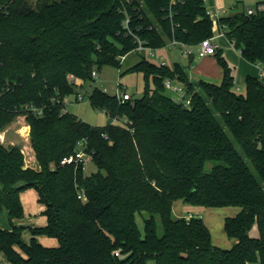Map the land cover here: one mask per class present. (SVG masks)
Returning a JSON list of instances; mask_svg holds the SVG:
<instances>
[{
	"label": "trees",
	"instance_id": "1",
	"mask_svg": "<svg viewBox=\"0 0 264 264\" xmlns=\"http://www.w3.org/2000/svg\"><path fill=\"white\" fill-rule=\"evenodd\" d=\"M223 17L222 30L248 63H264V10ZM129 30L154 49L177 40L197 47L213 36L205 0H0V255L9 264H264V85L248 75L245 93L235 89L233 70L219 50L223 80L194 83L176 63L161 66L146 57L129 73H142L140 99L120 104L95 88L93 109L130 124L92 126L69 112L65 101L93 83V71L120 68L136 48ZM176 80L191 95L185 108L166 94ZM153 85V87L151 86ZM44 108L42 116L27 107ZM20 116L30 127L37 169L25 152L1 140ZM105 136L108 139H105ZM28 136L25 135L24 138ZM97 172L84 164L62 166L79 142ZM208 162H220L210 173ZM36 189L47 224L15 226L25 217L21 193ZM83 194L84 199H79ZM193 207L241 209L225 220L236 240L230 249L213 245L200 217L173 216L174 202ZM144 224L142 231L137 219ZM159 222L163 228L159 235ZM257 225L259 237L251 230ZM58 241L45 247L36 239Z\"/></svg>",
	"mask_w": 264,
	"mask_h": 264
},
{
	"label": "rangeland",
	"instance_id": "2",
	"mask_svg": "<svg viewBox=\"0 0 264 264\" xmlns=\"http://www.w3.org/2000/svg\"><path fill=\"white\" fill-rule=\"evenodd\" d=\"M30 3L35 4L36 0H28ZM264 0H205V6L209 11L219 10L222 13V17L232 16L238 13H241L243 9L247 10L248 8H252L256 10V7ZM224 12V13H223ZM226 43V41H225ZM225 43L223 47V56L226 58L228 64L231 66L233 70V76L235 78L236 88L235 91L238 94L245 93V77L251 71L257 70L256 67L248 64L240 55L239 51L235 47H228ZM194 54L197 51V48L194 49ZM157 58L150 59L146 52L138 53L135 50L130 52L127 56L122 60V64L120 68L106 66L102 68L99 72V77L95 79L93 83H86L82 79H77L79 82L75 84L78 87L77 92L83 95L85 98H88L94 89H107L108 94L111 96H115L119 86L121 85L122 92L125 90L128 94L132 96L133 100L140 99L145 91V79L142 73H129L128 71L136 65L142 57H146L150 59L152 62L156 64H160L159 58H163L166 65L172 67L174 64L179 63L183 68H185L188 72L189 77L192 76L194 83H199L200 81H205L213 84L219 85L222 81V69L218 65L217 56H211L205 59L199 58L197 55L194 56L193 61L183 52L180 51L174 45L170 43L163 49H158L155 51ZM259 68V67H258ZM255 69V70H254ZM252 73V72H251ZM258 77V76H257ZM120 84V85H119ZM153 87V85H151ZM166 94L172 98H174V94L170 91H167ZM77 96H73L68 104L66 105V110L76 116L78 119L92 125L103 127L111 123V117L106 114L104 111L93 109L90 103L85 100L83 102H78L76 100ZM18 117L12 125V137H9L7 140L5 138V143L7 145L11 144V142H16V145H19L23 148L25 152V158L29 160V156L31 154V145L29 137L24 138L22 135H14V130L19 129L21 126L26 125L25 117ZM5 134V132H4ZM21 138V139H20ZM2 140V138H1ZM21 142V143H20ZM15 144V143H14ZM26 164L29 162H27ZM220 162H208L205 166V172L210 173L214 167L220 165ZM27 167V166H26ZM85 174L87 176L92 175L97 172V167L92 160H87L84 164ZM21 201L23 204V208L25 211V217L21 220L15 221V226L17 227H26L23 231V241L25 243H30L32 239V233L30 232V228H40L44 227L47 224V218L43 215L45 210V206L39 202L38 193L36 189L29 188L24 190L21 193ZM185 205L183 202H176L173 209V216L175 219L178 218H191L195 216H189L187 212L184 211ZM189 206V205H188ZM225 210H235L241 211L238 207H229V208H211L207 212L206 216H204L205 223L211 231L213 237V245L220 247L222 249H230L222 246L223 240H227L228 237L224 232V221L230 217H236L231 215V213H227ZM183 213L184 216H182ZM209 212H216L213 216H209ZM237 212V213H239ZM215 215V216H214ZM189 217V218H188ZM138 225L140 229L144 230V224L141 217L137 219ZM0 228H10L8 215L4 211L0 214ZM163 228L159 222V235H162ZM37 241L42 245H45L46 241H58L56 239L48 238L46 236H38L36 237ZM234 240V239H233ZM236 241V240H234ZM47 245V244H46ZM46 247V246H45ZM9 264L5 255H0V264ZM149 264H154L150 262Z\"/></svg>",
	"mask_w": 264,
	"mask_h": 264
},
{
	"label": "built area",
	"instance_id": "3",
	"mask_svg": "<svg viewBox=\"0 0 264 264\" xmlns=\"http://www.w3.org/2000/svg\"><path fill=\"white\" fill-rule=\"evenodd\" d=\"M237 1H241V0H237ZM177 2H178V0H171V5H175V4H177ZM258 9L260 11L264 10V5H261ZM246 12L249 15H253L256 13V10L255 9H247ZM221 13L222 12L219 10H215V11L207 10V14L210 17L212 24H213V36L208 38V39L203 40L199 46L189 47L186 44H183L177 40L170 41L169 43L171 45H174L177 48H179L180 51L183 52L184 55L188 56L189 58H193L195 55H197L199 58L214 56L220 50V46H219V43L217 40H219L220 38L226 37L225 32L222 30V26H221V19L223 18ZM129 24H130V19L127 18L124 22V25H125V28L128 30H129ZM129 34H131V36H133V39L135 41V45H136L135 51L136 52H138V53L146 52L150 59H156L157 58V55L155 53V51L157 49L150 47L148 45L147 41L141 40L131 30H129ZM196 48H197V51L194 54V52H195L194 49H196ZM123 59H124V57L122 58V60ZM159 62H160L159 65H161V66L166 65L163 58H159ZM258 65L262 71V75H261V77H259V79L264 85V63H260ZM92 77L94 80L96 78H98L99 72L96 70L93 71ZM69 80L72 82H75V83L79 82V80L75 79L71 75L69 76ZM164 85H165V88L167 91H170L174 94L173 97H174V100L176 102L183 104L185 108L191 107V98L192 97H191V95L190 96L188 95V91H187L186 86H184L183 84H181L180 82H178L176 80H171V79H167L165 81ZM120 89H121V85L119 86V89L117 90V92L114 96L118 99L120 104H126L127 102L134 101L130 94H128L125 90H123V92H122V90H120ZM100 90L102 92H104L105 94H108L107 89H100ZM76 100L78 102H83L85 100H87L89 102V97L85 98L83 95L78 93ZM69 101L70 100L67 99L65 101V104L67 105ZM26 110H27V112L34 113L38 116H42L43 112H44V108H36L34 106L27 107ZM67 112L68 111L66 110V107H65V109L63 110V113H67ZM111 124L128 125V124H130V122L126 118L120 119V118L116 117V118H112ZM29 135H30V133H28V137H29ZM105 139H108V137L105 136ZM2 142H4V139H2ZM85 148H86V141L79 142L76 152L74 154H72L71 156L64 158L61 161V165L62 166L79 165V164H85L87 160H92L90 155H88L86 153ZM79 199H84V195L81 194L79 196Z\"/></svg>",
	"mask_w": 264,
	"mask_h": 264
},
{
	"label": "crops",
	"instance_id": "4",
	"mask_svg": "<svg viewBox=\"0 0 264 264\" xmlns=\"http://www.w3.org/2000/svg\"><path fill=\"white\" fill-rule=\"evenodd\" d=\"M248 9H252V8H248ZM243 10H245V9H243ZM246 11V10H245ZM218 41V43H219V46H220V50L221 51H223V47L225 46V45H223V43H225V41H226V45L228 46V47H234V45L226 38V37H223V38H220L219 40H217ZM208 57H211V56H208ZM208 57H205V58H208ZM242 57V56H241ZM205 58H201V59H205ZM243 58V57H242ZM193 59H194V57L193 58H190V60L191 61H193ZM246 61V60H245ZM247 62V61H246ZM248 63V62H247ZM248 64H250V63H248ZM250 65H252V66H254V67H256L257 68V70H255V72L254 71H251L250 73H248L247 74V76L248 75H250V76H253V77H255V78H259V77H261V75H262V71H261V68L259 67V65H253V64H250ZM259 67V68H258ZM185 69V68H184ZM186 70V69H185ZM187 71V70H186ZM223 76V75H222ZM246 76V77H247ZM258 76V77H257ZM246 77H245V79H246ZM190 79L193 81V79H192V76H190ZM222 80H223V77H222ZM221 83H222V81H221ZM220 83V84H221ZM244 84H245V82H244ZM22 118H24V117H22ZM25 119V118H24ZM14 125L16 124V123H13ZM12 124V125H13ZM12 125L5 131V134H4V141H5V138H6V140L9 138V137H12L11 135V133H12ZM24 126H26V127H28L29 128V130H28V133H30V127L27 125V123H26V125H24ZM20 128H22V126L20 127ZM19 128V129H20ZM19 129H16V130H14L15 132H17ZM15 132H14V134H15ZM14 134H13V136H14ZM22 138V137H21ZM20 138V139H21ZM23 139V141L25 140V138H22ZM29 139H30V135H29ZM15 143V144H14ZM21 143V142H20ZM11 144H13V145H16V142H11ZM30 158H29V160H27V167H31V168H34V169H37V167H38V165H37V163H36V161L34 160V158H33V151H32V149H31V154H30V156H29ZM177 202H179V201H177ZM181 202H183V201H181ZM175 203L176 202H174V205H175ZM184 204H187V203H185V202H183ZM189 204H187V205H185L184 207H185V209H184V211L185 212H187V214H189V216H195V217H200V218H202L203 220H204V222H205V219H204V216H206V214H207V212L209 211V209H211V208H205V207H193V206H191V205H189ZM227 208H229V207H227ZM173 209H174V206H173ZM219 209V208H218ZM226 209V208H225ZM225 211H228L227 213H231V215L232 216H234L235 214H239V213H237V212H239V211H235V210H225ZM216 212H209L208 214H209V216H213V214H215ZM179 214H182V216H184L183 215V213H180L179 212ZM215 216V215H214ZM189 218V217H188ZM226 220V219H225ZM15 223V222H14ZM224 224H225V221H224ZM225 232V231H224ZM251 236L253 237V238H258L259 237V230H258V226L257 225H255L254 227H253V229L251 230ZM225 235L227 236V234L225 233ZM228 237V236H227ZM213 238V237H212ZM47 243V245L45 244L44 246H46V247H57L58 246V244H57V242L56 241H46ZM235 243H236V241H234L233 239H230V238H228L227 240H223V242H222V246H225V248H232L234 245H235ZM3 264H4V262H3Z\"/></svg>",
	"mask_w": 264,
	"mask_h": 264
},
{
	"label": "bare ground",
	"instance_id": "5",
	"mask_svg": "<svg viewBox=\"0 0 264 264\" xmlns=\"http://www.w3.org/2000/svg\"><path fill=\"white\" fill-rule=\"evenodd\" d=\"M28 130H29V128L28 127H26V126H22V128H20L17 132H15V134L14 135H18V136H25V135H27L28 136ZM21 136V137H22ZM1 138L3 139L4 138V132L1 134Z\"/></svg>",
	"mask_w": 264,
	"mask_h": 264
},
{
	"label": "water",
	"instance_id": "6",
	"mask_svg": "<svg viewBox=\"0 0 264 264\" xmlns=\"http://www.w3.org/2000/svg\"><path fill=\"white\" fill-rule=\"evenodd\" d=\"M14 146L13 144H9V147Z\"/></svg>",
	"mask_w": 264,
	"mask_h": 264
}]
</instances>
